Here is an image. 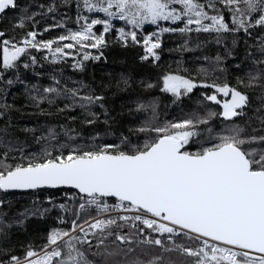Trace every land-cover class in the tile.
Returning <instances> with one entry per match:
<instances>
[{
  "label": "snow or ice",
  "instance_id": "snow-or-ice-1",
  "mask_svg": "<svg viewBox=\"0 0 264 264\" xmlns=\"http://www.w3.org/2000/svg\"><path fill=\"white\" fill-rule=\"evenodd\" d=\"M218 2L231 13V27L216 8L217 0H207L206 4L199 3V0H83L88 11L95 9L108 17L118 16L134 29L149 22L156 24L161 20L178 21L185 17L187 22L184 28L179 29L180 32L193 31L189 26L195 24L197 32L218 34V43L222 33L242 30L251 35V28L264 27V0ZM240 4L244 7L240 8ZM173 5H182V9L178 10ZM10 7H15V0H0V13ZM206 9H214L217 14L210 15ZM254 13L258 15L254 17ZM81 19L85 21L81 31L72 32L69 37L60 36L58 40L71 39L76 44L91 48L104 45L103 34L95 35L92 28L103 24L104 32L107 33L112 27L109 20L93 19L88 22L86 17ZM205 20L209 23L205 24ZM19 26L23 27L22 21ZM119 32V38L125 46L129 38L133 44L140 43L136 31L125 32L120 29ZM3 35L0 32V37ZM36 37L37 33L32 31L19 44L4 40L3 69L15 68L16 62L29 47L52 49L55 41L37 42ZM85 41L91 43L84 45ZM143 45L147 55L142 59L146 60L149 56L159 59L155 51L161 47L158 34L144 37ZM74 46L68 43L63 48L57 47L54 55H67L65 49ZM258 52L259 59L249 53L252 70L246 73L247 82L238 78L237 84L245 88L259 86L264 92V40L260 41ZM228 55L232 53L229 52ZM89 58L88 54L83 57L84 60ZM92 58L99 60L100 56ZM221 59L217 57L218 62ZM24 67L27 68L28 65L25 64ZM76 67L82 68V64H77ZM198 86L215 90L206 99L222 106L219 115L224 120L231 121L245 115L244 110L250 105L247 93L226 82L198 85L194 80L181 75L169 74L163 77V91L171 93L177 99L191 93ZM44 93L55 94L56 97L66 96L69 103L59 111L79 107L84 111L85 123L89 125L99 119V114L93 112L92 107L98 105L103 108L100 103L102 96H82L78 89H65L61 92L50 87L45 88ZM218 94L230 98L221 100L218 99ZM33 99L43 103L47 96ZM260 99L261 104L255 110V120L259 127L253 128V132H264V115H259L264 111V95ZM47 102L53 104L55 100L47 99ZM143 107L145 106L138 104L137 110ZM216 115L217 113L210 112L207 117L196 116L178 122H167L164 126L148 123L137 131L155 135L143 145H130V150H126L130 142L124 137L119 145L103 144L88 150L61 145L55 150L45 148L40 154L24 157L25 163H0V190H35L68 185L78 189L83 194L82 199L87 198L86 204L95 205L98 214L114 210L133 213L103 219L90 217L83 223L78 222L80 214L74 213L78 219L71 221L70 229H53L39 254L29 249L23 261L13 255L8 264H57V261L58 264H94L87 258L85 251L81 250V246L87 245L88 249L105 247V241L109 237H114L113 244L119 242V251L107 252L105 248L109 257L118 256L120 252L127 255L134 251L131 247L126 250L120 248V245L146 243L159 246L165 252L180 251L195 258L194 264H264V148L251 147L253 144L264 143V135H244L245 128L233 124L227 129V134L216 138L218 142L189 151L187 146L199 135L194 129L207 124L208 119ZM49 137L55 138L51 129ZM54 151L58 154H54ZM104 198H115L117 203L109 205ZM79 207L83 210L85 204L82 203ZM137 222L144 227H139ZM125 227L129 228V232L122 233L121 230ZM145 229L157 236L145 234ZM180 235L193 241L198 240L201 245L193 248L176 244L173 237ZM90 237H94L95 242ZM166 241L172 247H168ZM161 261L162 257L154 256L148 261L137 260L134 264H161ZM0 264L4 262L0 261Z\"/></svg>",
  "mask_w": 264,
  "mask_h": 264
},
{
  "label": "trees",
  "instance_id": "trees-1",
  "mask_svg": "<svg viewBox=\"0 0 264 264\" xmlns=\"http://www.w3.org/2000/svg\"><path fill=\"white\" fill-rule=\"evenodd\" d=\"M199 3L206 4L207 0H199ZM239 7L243 8L244 5L240 4ZM216 8L231 27L229 10L218 0ZM206 10L210 15L217 14L214 9ZM257 15L253 14L254 17ZM83 17L88 22L96 17L109 20L112 27L107 33L104 32L103 24L92 28L95 35L103 34L104 45L91 48L76 44L71 39L58 40L60 36L69 37L70 33L80 31L85 22L81 19ZM21 21L23 27L19 26ZM184 27L181 19L177 22L165 21L162 27L146 24L134 29L118 16L108 17L97 10L88 11L82 0H15V7L0 15V32L4 33L0 37V112H3L0 115V163H25L24 157L40 154L45 148L55 150L61 145L82 147L85 150L103 144L119 145L124 137L130 142L126 150H130V145H143L155 135L137 131L148 123L164 126L167 122L196 116L207 117L210 112L217 115L209 118L207 124L194 129L199 135L187 146L189 151L218 142L216 138L227 134V129L233 124L244 127V135H264V132H253V128L259 127L255 110L260 106L264 92L259 86L245 88L237 84L238 78L247 82L246 73L252 70L249 53L254 58H260L258 47L260 41L264 40V27L251 28V35L242 30L222 33L219 43L215 32H197L194 26H189L193 29L191 32H180L179 29ZM120 29L125 32L136 31L140 43L133 44L129 38L125 46L119 38ZM32 31L37 33V42L55 41L52 48H63L68 43L75 46L65 49L68 54L58 59L45 56L43 51H26L16 62L15 68L3 69V41L19 44ZM153 33L158 34L161 43V47L155 50L159 59L152 56L142 59L147 55L144 37ZM90 43L83 42L84 45ZM229 52L232 55H228ZM85 54L90 58L84 60ZM96 56H100V59L92 58ZM218 56L222 58L219 62ZM77 64H82V68L76 67ZM169 74L192 79L198 85L226 82L247 93L250 105L245 108V115L231 121L224 120L219 115L221 105L206 99V96L213 94L214 89L198 86L177 99L163 91V77ZM50 87L61 92L78 89L82 96H102L100 103L103 108L97 105L91 109L99 114V119L89 125L85 123L84 111L79 107L59 111L69 100L66 96L45 94L44 89ZM45 95L47 99H54L55 103L49 104L47 99L38 103L33 99ZM229 98L218 94V99ZM138 104L145 107L137 110ZM259 115H264V111ZM50 129L54 131V139L49 137ZM251 147L264 148V143ZM54 154L58 153L54 151ZM0 193V229H3L0 232V261L4 263L13 255L21 258L29 249L43 248L53 229H70L71 221L78 219L74 213L80 214L79 223L95 213L92 210L78 212L80 194L71 189ZM60 205L65 207L61 208ZM121 231L129 232V228L125 227ZM149 233L152 237L157 236L145 229V234ZM90 238L95 242L94 237ZM113 240L114 237H109L105 247L88 249L84 245L81 250L94 264H134L137 260L148 261L154 256L162 257L161 264H194L195 258L180 251L165 252L159 246L146 243L120 245V248L126 250L131 247L134 251L109 257L105 248L107 252L119 251V242L113 244ZM174 240L176 244L193 248L201 245L200 241H193L185 235L175 236ZM166 244L172 247L170 242L166 241ZM95 252L102 254L93 255Z\"/></svg>",
  "mask_w": 264,
  "mask_h": 264
},
{
  "label": "built area",
  "instance_id": "built-area-1",
  "mask_svg": "<svg viewBox=\"0 0 264 264\" xmlns=\"http://www.w3.org/2000/svg\"><path fill=\"white\" fill-rule=\"evenodd\" d=\"M86 197H84L83 199H82V196L80 195V201H79V203H78V205H77V210H78V212L79 211H82L81 209H80V204H82V203H84L85 204V208L83 209V210H92V211H94L95 213H94V215L93 216H91V218H101V219H103V218H107V217H115V216H117V215H133V213H125V212H123L122 210H114V211H110V212H108V213H99L98 214V210L96 209V206L95 205H88V204H86L85 203V201H86ZM104 200H105V202H107L109 205H112V204H115V203H117V201H116V199L115 198H104ZM89 219V218H88ZM81 223H83V222H81ZM138 223V225H139V227H144L142 224H139V222H137ZM166 236H167V234H165V239H166ZM175 238V236L173 237V239ZM210 243H212V241H210ZM44 248V247H43ZM42 249V248H41ZM41 249H38V250H36V249H31V250H33V251H35V252H37L38 254L41 252ZM234 250H237V251H239V249H234ZM28 251V250H27ZM25 255H26V253H25ZM25 255L23 256V257H21L20 259H21V261H23L24 259H25ZM4 264H8V262H6V263H4Z\"/></svg>",
  "mask_w": 264,
  "mask_h": 264
},
{
  "label": "rangeland",
  "instance_id": "rangeland-1",
  "mask_svg": "<svg viewBox=\"0 0 264 264\" xmlns=\"http://www.w3.org/2000/svg\"><path fill=\"white\" fill-rule=\"evenodd\" d=\"M82 2H83V0H82ZM92 2H95V0H92ZM173 7H175V8H177L178 10L179 9H182V5H173ZM95 10V9H94ZM98 11V10H97ZM113 11H115V9L113 8ZM105 14V13H104ZM106 15V14H105ZM107 16V15H106ZM94 19H99V17H96V18H94ZM169 22H177V21H171V20H168ZM179 21V20H178ZM182 21H183V24H184V26L186 25V18L185 17H182ZM91 22V21H90ZM165 21L164 20H161V21H158L155 25H157V26H159V27H162V25H163V23H164ZM204 23L205 24H207L208 22L205 20L204 21ZM146 24H152V23H145L144 25H146ZM190 26H194V27H197V25H195V24H193V25H190ZM81 30H82V28H81ZM80 30V31H81ZM3 47H4V45H3ZM34 50H36V51H43L44 52V55L45 56H48V57H51V58H53V59H58V58H60V57H64V56H66V55H63V54H56V55H54V50H55V48H52L51 50H49V49H43V48H39V49H33V48H27V50L26 51H28L29 53H33V51ZM2 61H3V51H2ZM0 195H1V193H0Z\"/></svg>",
  "mask_w": 264,
  "mask_h": 264
},
{
  "label": "water",
  "instance_id": "water-1",
  "mask_svg": "<svg viewBox=\"0 0 264 264\" xmlns=\"http://www.w3.org/2000/svg\"><path fill=\"white\" fill-rule=\"evenodd\" d=\"M11 8H13V7H10V9ZM1 14H3V13H0V15ZM220 112H222V106H221V111ZM220 117L223 118L222 116H220ZM63 188L74 190L75 192L80 194L78 189H75V188H73L71 186H68V185H62V186H60L58 188L45 187V188H42V189H35V190L34 189H10V190H7V191H4V190H0V191L3 192V193H7V192H30V191H38V190H44V189H63ZM80 195L83 196V194H80ZM253 255H258V254L257 253H253Z\"/></svg>",
  "mask_w": 264,
  "mask_h": 264
}]
</instances>
